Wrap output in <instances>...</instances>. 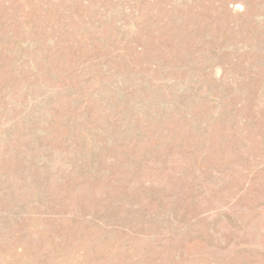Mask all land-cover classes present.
Listing matches in <instances>:
<instances>
[{"label": "rangeland", "instance_id": "374dc122", "mask_svg": "<svg viewBox=\"0 0 264 264\" xmlns=\"http://www.w3.org/2000/svg\"><path fill=\"white\" fill-rule=\"evenodd\" d=\"M0 264H264V0H0Z\"/></svg>", "mask_w": 264, "mask_h": 264}]
</instances>
